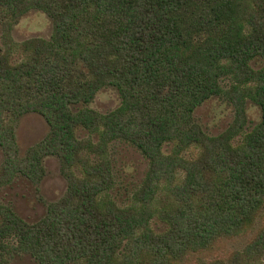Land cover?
Segmentation results:
<instances>
[{
	"label": "trees",
	"instance_id": "1",
	"mask_svg": "<svg viewBox=\"0 0 264 264\" xmlns=\"http://www.w3.org/2000/svg\"><path fill=\"white\" fill-rule=\"evenodd\" d=\"M31 9L52 17V34L16 41L13 28ZM256 58L264 61V0H0V187L18 175L39 182L49 155L69 180L35 222L0 200V264L21 254L37 264H182L252 229L264 210ZM105 86L121 104L101 113L89 104ZM216 95L235 106L236 122L211 135L194 112ZM248 99L262 118L235 145ZM27 112L50 129L22 156L15 122ZM117 141L147 161L125 207L104 198L115 185L109 147ZM193 146L199 155L186 157ZM154 217L164 230L152 227ZM261 236L206 264H264Z\"/></svg>",
	"mask_w": 264,
	"mask_h": 264
},
{
	"label": "rangeland",
	"instance_id": "2",
	"mask_svg": "<svg viewBox=\"0 0 264 264\" xmlns=\"http://www.w3.org/2000/svg\"><path fill=\"white\" fill-rule=\"evenodd\" d=\"M54 20L46 12L31 9L23 14L12 31L16 41H23L34 37L49 38L54 28ZM255 69L264 65L261 58L251 62ZM121 104L119 91L112 86L102 87L89 104V107L108 113ZM245 114L239 124H243L238 134L233 138V144L241 142L246 133L253 130L262 118L261 108L248 99L245 104ZM195 120L204 131L211 135H220L227 132L235 124L236 109L232 102L225 96H213L198 106L194 112ZM17 142L20 155L37 145L49 132L50 125L37 112H27L15 122ZM80 137L97 141V135H90L87 130L78 131ZM171 146L164 147L169 152ZM114 159L115 185L104 195L106 200L113 199L118 205L125 207L134 200L135 189L142 183L147 170V161L144 156L129 143L117 141L109 147ZM200 153L198 147H191L184 152L186 157H196ZM4 160L3 150L0 147V173ZM69 190V180L62 170V162L56 155L43 158L42 177L39 182H32L23 175L13 178L12 182L0 187V200L11 205L15 211L29 222H35L47 211L48 206L64 198ZM152 227L160 232L166 228L164 222L154 217ZM260 235L264 243V210L259 215L257 222L249 231L217 243L210 250L190 254L182 264H206L218 257L226 258L233 251H243ZM10 264H37L28 254H21L12 259Z\"/></svg>",
	"mask_w": 264,
	"mask_h": 264
}]
</instances>
